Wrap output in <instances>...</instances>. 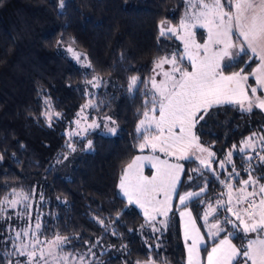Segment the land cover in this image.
<instances>
[{"label": "trees", "instance_id": "obj_1", "mask_svg": "<svg viewBox=\"0 0 264 264\" xmlns=\"http://www.w3.org/2000/svg\"><path fill=\"white\" fill-rule=\"evenodd\" d=\"M184 9V0H65L63 9L59 0H0V200L11 196L13 189L37 198L41 237L78 235L80 239H73L68 249L87 252L99 240L92 249L95 256H86V264H144L149 257L183 264L175 209L168 229L159 235L147 226L142 228V214L118 193L117 179L138 149L135 125L145 110L143 84L140 91L129 93V78H149L155 60L182 50L175 37H158L160 22L175 23ZM68 47L86 56L92 67L77 64ZM250 56L241 54L224 70L249 72L256 63ZM93 76L100 79V87L86 83ZM248 83H253L252 77ZM91 92L96 107L89 106L87 115L101 121L111 117L117 133L90 130L74 135L76 151H72L67 131ZM49 97L54 112L61 114L51 127L41 115L46 110L44 99ZM263 126L261 110L247 113L225 105L212 109L195 132L201 143L211 145L217 159L246 134L260 133ZM88 140L90 149L85 145ZM233 161L240 172L238 179L246 177L238 152ZM196 167L198 162L184 161L178 191L203 185V179L188 180L189 175L196 176L191 172ZM213 167L222 179L224 171L217 163ZM261 171L264 167L256 174ZM206 178L203 198L212 200L222 185L212 173H206ZM189 207L199 220L204 205L193 202ZM8 224L6 218L0 219V254L11 250ZM6 259L16 257L0 255V264H6Z\"/></svg>", "mask_w": 264, "mask_h": 264}, {"label": "snow or ice", "instance_id": "obj_2", "mask_svg": "<svg viewBox=\"0 0 264 264\" xmlns=\"http://www.w3.org/2000/svg\"><path fill=\"white\" fill-rule=\"evenodd\" d=\"M184 2L185 11L179 25L172 26L168 21H161L158 37V40L175 37L182 44V52L173 50L155 60L153 74L145 80L137 75L129 78V93L140 91L143 84L145 110L136 127L138 139L141 140L138 147L141 152L146 148L151 149L153 155L134 157L123 169L118 187L127 197L129 205L143 210L145 224L154 233L168 229L174 216L173 198L178 199L177 210L187 249L186 264H264V171L256 174L258 169L264 167V133L253 132L241 141L239 148L233 145L224 158L217 161L216 153L205 147L194 131L214 108L231 105L241 112L251 113L254 109L264 111V96L257 94L258 88L264 91V0ZM59 7H65V0H59ZM196 29L206 31L203 42L197 40ZM233 49H236L235 53ZM67 52L80 61L81 54L72 47H68ZM248 53H251L250 60L255 58L259 61L251 73L245 74L241 68L230 75L224 74L225 67H231L232 61ZM84 59L86 61L87 57ZM226 59L229 61L227 65L224 64ZM185 60L187 65L184 64ZM165 65L170 67L166 70ZM84 66L92 67L91 63ZM157 76L161 79L157 80ZM249 76L255 79L256 86L248 84ZM86 83L95 88L101 86L96 76ZM44 105L46 110L41 115L51 127L54 117L60 118L61 114L54 112L50 97L44 99ZM89 106L96 107V104L90 99L77 115L80 116ZM83 119L87 120V117ZM106 119L116 124L111 117ZM75 123L79 126L80 120ZM87 127L95 129L100 125L93 121ZM104 127L110 134L117 133L116 127L107 124ZM68 147L76 151L72 144ZM87 147H92L91 140H88ZM157 152L165 157H174L176 161H198V167L191 169L196 176L189 175L188 180L203 179L199 190L181 194L178 186L182 183V174H185L184 165L162 159L155 155ZM237 152L243 161L247 179H238L240 172L233 161ZM145 162L155 170L150 176L144 174ZM214 163H218L219 168L227 173L224 179L213 167ZM226 165L231 166V171ZM206 173H212L225 189L214 201L203 198L208 187ZM11 196V199L5 196L0 200V219H11V216H4L7 208L15 209L22 205L24 211L17 212V218L31 221V213L27 211L31 207L27 203L31 196L15 189ZM193 202L206 205L200 219L207 226L208 239L197 226L189 207ZM95 219L107 230L102 219ZM156 224L161 227H156ZM8 231L15 233L11 238V250L6 249L0 255L16 259H6V264H86V256H95L92 249L100 243L97 240L90 244L87 252H78L67 248L73 239H80L78 235L69 237L55 233L51 239L45 237L42 240L40 237L44 236V232L39 216L34 228L31 223L19 230L9 225ZM113 235L117 233L113 231ZM23 237H30V240L25 242ZM233 239L246 243L237 246ZM209 241L213 242L210 250ZM84 244L89 245V242L84 241ZM123 247L127 248L126 245ZM156 247L161 245L157 244ZM202 251L207 254L206 261L201 259ZM87 264H91V261ZM135 264L141 262L136 261ZM144 264H167V261L157 262L149 257Z\"/></svg>", "mask_w": 264, "mask_h": 264}, {"label": "rangeland", "instance_id": "obj_3", "mask_svg": "<svg viewBox=\"0 0 264 264\" xmlns=\"http://www.w3.org/2000/svg\"><path fill=\"white\" fill-rule=\"evenodd\" d=\"M184 11H185V9H184ZM184 11L182 12V16H181V17H180L175 23H170L172 26H178V25H179L180 19H181V18L183 17V15H184ZM167 26H168V24L165 25V27H167ZM196 32H197V37H196L197 40H198L199 42H203V40L206 38V31L203 30V29H196ZM181 45H182V44H181ZM76 52H78V51H76ZM181 52H182V50H181ZM233 52L235 53V52H236V49H233ZM78 53H80V52H78ZM80 54H81V53H80ZM250 54H251V53H250ZM70 55H71L72 59H73L75 62H77V64H79V65H84V64L86 63V61H85V59H84V57H83L82 54H81V59H80V61H77V60L72 56L71 53H70ZM184 62H185V65H187V61L185 60ZM228 63H229V61L226 59V60L224 61V64L227 65ZM258 63H259V61L256 59V63L253 65V67L251 68V70H250L249 72H245V71H244V73H245V74H249V73H251L252 69L255 68V67L257 66ZM169 67H170L169 65H165V69H166V70H167ZM232 72H237V71H233V70L227 71V70H224V74H225V75H230ZM152 74H153V73H151V75H152ZM249 77H251V76H249ZM159 79H161V77H160V76H157V80H159ZM252 79H253V83H252V84H249V83H248V84L251 85V86H256V85H255V79H254L253 77H252ZM91 88H92V85H91ZM90 90H91V89H90ZM257 94H258V95H261V96H264V91H261V90L258 88V92H257ZM91 95H92V92H91L90 94H88V98H89V99H92V97L90 98ZM86 102H87V101H86ZM86 102L83 103L82 105L84 106L85 104H87ZM81 108H82V106H81V107L78 109V111L76 112V115L74 116V119H73V123H72V125L70 126V128H69L68 131H67V135H68V138H69L68 141H67V145L72 144V141H74V139L71 140V138H72L74 135L78 136L79 134H82V133L87 132V131H90V130H97V131H100V132L105 133V134H110V133L107 132V129L104 127L105 124H107L109 127H116V128H117V126H116V125H113L110 121H108V120L106 119V117H104L103 120L101 121L98 117H95V116L92 117V116L87 115V114L89 113V112H87V111H88L87 108H85L84 111H83V113H82L80 116H78L77 114L81 112ZM88 108H89V107H88ZM262 112L264 113V111H262ZM83 117H87V120L83 119ZM91 117H92V118H91ZM142 118H143L142 115L138 118V120H137V122H136V125H135V129H136V127H137V124H138L139 120L142 119ZM78 119L80 120V125H79V126L75 123V121L78 120ZM93 121H95L97 124H99L100 127L95 128V129L88 128L87 126H88L89 124H91ZM85 129H86V131H85ZM194 131H195V130H194ZM72 133H78V134H72ZM252 133H253V132L246 134V135L240 140L239 144L236 145L237 148L240 147L241 141H242L243 139H245L246 137L250 136ZM256 133H258V132H256ZM260 133H264V126H263L262 131H261ZM70 134H72V135H70ZM75 138H76V137H75ZM75 140H76V139H75ZM140 142H141V140L138 141V144H137V148H138V149H137V151L134 152V154L130 157L129 161L124 165V167L122 168V170H121V172H120V174H119V177H118V179H117V190H118V193H119V194L125 199L126 204H128L127 197H125V196L123 195V193L120 191V189H119V187H118L119 179H120V176H121V173H122L123 169H124V168L126 167V165H127L128 163H130V162L132 161V159H133L134 157H136V156H150V155H153L151 149H149V148H146V149H144V150L141 152L140 149H139V147H138V145H139ZM87 143H88V141H86V144H85L86 147H87ZM202 144H203V143H202ZM203 145H204L205 147H209L210 150L213 151V148L211 147V145H207V144H203ZM72 146L74 147L73 144H72ZM70 149H71V148H70ZM230 149H232V146L229 147V148H226V150L224 151L223 155L220 156V157H217L216 160L218 161V160L224 158L225 154H226L227 151H229ZM213 152H214V151H213ZM155 155H159L162 159H168V160H169L170 162H172V163H181V164L184 165V160L176 161L174 157H165L164 154L159 153V152L155 153ZM64 157H66V156H64ZM63 159H65V158H63ZM61 162H62V161H61ZM197 162H198V161H197ZM62 163H63V162H62ZM217 164H218V163H217ZM218 168H219V166H218ZM217 170H219V169H217ZM220 170H221V169H220ZM154 171H155V170L151 168L150 163L145 162V165H144V174L150 176V175L153 174ZM228 171H231V169L228 170ZM226 176H227V173L224 172V174H223V176H222V179H224ZM242 179H247V176L244 177V178H242ZM233 183H236V182L233 181ZM198 190H199V189H194V190H190V189H188V190H182V191H179V192H180L181 194H183V193L186 192V191H198ZM224 190H225V189H224V186L222 185V187H220V188L216 191V193H215V195H214L212 201H214V200L219 196V194H220L222 191H224ZM8 198L11 199L12 196H9ZM36 201H37V198H33V197L31 196V199L27 202V203H29V204L31 205V207L27 210V211H29V212L31 213V217H32L31 221H28L27 218H25V219H19V218H17L16 213H17V212H21V213H23V211H24L22 205H18L17 208H15V209L7 208V206L5 205V207L7 208V211L4 213V216H5V217H7V216H11V219H6L7 223H9V224L11 225L12 228H15V229H17V230H19V229H21V228H26V227L28 226L29 223H31L32 226H33V228H34L35 220H36V217L38 216V209H37L38 204H37ZM172 203H173V208L175 209V211H176V213H177V216H178V219H179L180 237H181V241H182L183 248H184V259H183V264H186V262H187V249H186V247H185V242H184V238H183V227H182V222H181V219H180V216H179V211L177 210L178 207H179L178 199L173 198V202H172ZM128 205H129V204H128ZM132 206H134V207H135V208H136V209L142 214V216H143V225H144V224H145V217H144V214H143V210L140 209L139 207H137L136 205H132ZM205 207H206V205H204L200 217L202 216ZM192 214H193V212H192ZM193 216H194V214H193ZM194 217H195V216H194ZM195 218H196V217H195ZM157 219L159 220V219H161V217H157ZM233 219H234V218H233ZM196 221H197V226L200 227V229H201V232H202L203 234H205V239H208V238H207V235H206V233H207V226L204 224V222H203L202 219H199V220L196 219ZM9 224H8V226H9ZM145 226H147V225L145 224ZM147 227L152 231L151 227H149V226H147ZM156 227H161V226H160L159 224H156ZM229 228H230V226H229ZM7 229H8V228H7ZM152 232H153V231H152ZM156 233H157V235H159L160 232H156ZM154 234H155V233H154ZM9 235H10V240H11V243H12V239H11V238H14L15 233L9 231ZM221 236H223V233L221 234ZM40 238L43 240L45 237H40ZM51 238H52V237H49L48 239H51ZM23 239L25 240V242H28V241L30 240V237H23ZM238 241H239L238 244H237L236 242H234V241H233V243H235L237 246H240L241 244L246 243V241L241 240V239H238ZM189 243H190V241H189ZM212 243H213L212 241H209V250H210V247H211V244H212ZM206 255H207L206 252H203V251L201 252V259H202V261H206ZM88 257H91V255H89ZM19 259L23 260L24 258H23V257H22V258L20 257ZM85 260H86V259H85Z\"/></svg>", "mask_w": 264, "mask_h": 264}]
</instances>
